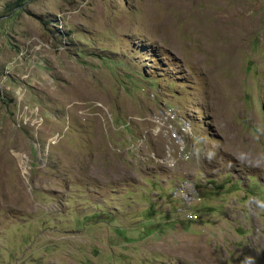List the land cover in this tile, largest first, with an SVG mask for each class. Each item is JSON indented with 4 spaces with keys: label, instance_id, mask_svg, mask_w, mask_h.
<instances>
[{
    "label": "rangeland",
    "instance_id": "obj_1",
    "mask_svg": "<svg viewBox=\"0 0 264 264\" xmlns=\"http://www.w3.org/2000/svg\"><path fill=\"white\" fill-rule=\"evenodd\" d=\"M0 264H264V0H0Z\"/></svg>",
    "mask_w": 264,
    "mask_h": 264
},
{
    "label": "bare ground",
    "instance_id": "obj_2",
    "mask_svg": "<svg viewBox=\"0 0 264 264\" xmlns=\"http://www.w3.org/2000/svg\"><path fill=\"white\" fill-rule=\"evenodd\" d=\"M240 15V14H239ZM240 18V17H239ZM226 21H230L233 22L232 24L235 26L231 29V33L234 34H240L241 32H243V23L241 21H238L235 18V14H232V16H230L228 19H226ZM198 252L199 249L197 248Z\"/></svg>",
    "mask_w": 264,
    "mask_h": 264
},
{
    "label": "built area",
    "instance_id": "obj_3",
    "mask_svg": "<svg viewBox=\"0 0 264 264\" xmlns=\"http://www.w3.org/2000/svg\"><path fill=\"white\" fill-rule=\"evenodd\" d=\"M173 137L177 138L176 135H173Z\"/></svg>",
    "mask_w": 264,
    "mask_h": 264
}]
</instances>
